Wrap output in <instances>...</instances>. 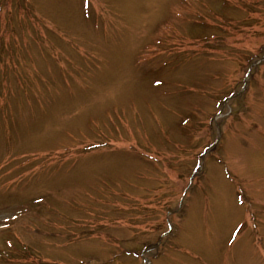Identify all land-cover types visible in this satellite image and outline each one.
I'll use <instances>...</instances> for the list:
<instances>
[{
	"label": "rangeland",
	"instance_id": "1",
	"mask_svg": "<svg viewBox=\"0 0 264 264\" xmlns=\"http://www.w3.org/2000/svg\"><path fill=\"white\" fill-rule=\"evenodd\" d=\"M0 264H264V0H0Z\"/></svg>",
	"mask_w": 264,
	"mask_h": 264
}]
</instances>
